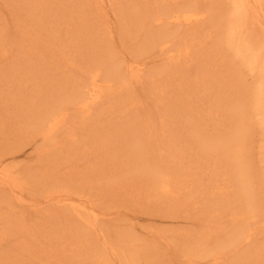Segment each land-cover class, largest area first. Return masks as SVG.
<instances>
[{
    "label": "rangeland",
    "instance_id": "obj_1",
    "mask_svg": "<svg viewBox=\"0 0 264 264\" xmlns=\"http://www.w3.org/2000/svg\"><path fill=\"white\" fill-rule=\"evenodd\" d=\"M89 1L0 0V136L3 138L0 137V145H3L0 151L5 148L0 152V158L18 169H25L28 163L36 165L35 169L45 161L42 166L47 173L58 149L62 158L59 154L57 156L64 163V169L59 171L61 175L51 176H61L60 180L53 179L55 182L48 190L45 186L42 189L34 188L27 179L21 180L25 188L23 193L32 205L21 204L10 198L18 206L15 211L27 216L28 223L41 226L49 222V225L46 223L47 229L54 231L50 236L52 242L42 238V242L38 243V247H46L42 253L45 261H41V264H264V14L260 18L253 16V12L250 15L249 12L246 15L238 12L236 0H110L114 3V9L112 6L111 9L107 7L108 11L102 7L97 11L85 6L84 3ZM189 11L198 13L200 18L197 15L194 22H186L185 13ZM144 13H149L148 17ZM107 15L110 18L108 30L105 25ZM103 27L106 29L103 30ZM162 31L169 33L163 35ZM108 33L114 37L115 43L105 42ZM254 38L256 41L250 42ZM155 39L164 46L169 43L168 49L163 50L164 46L161 48L162 45H157L154 50ZM183 41L187 42V47L183 46ZM172 42L174 44L170 46ZM147 43L150 44L146 47ZM243 43L252 45L245 50ZM109 44L114 47L109 46L110 49L106 51ZM178 48L181 52H187L188 49L191 58L185 54L182 59L176 57L177 61L168 65V56L172 53L177 56L175 49ZM103 52H107L106 56ZM110 52L115 56L112 57ZM107 54L109 57L111 55V59L116 58L120 66L131 59H139L137 61H141L144 66L142 72L145 78L140 84L131 80L130 86L125 85L127 88L116 87L105 103L109 109L106 112L95 111L85 121L77 109H72L75 105L71 96L73 87L71 89L70 86L76 85L73 83L76 80L88 78L82 66L93 70L98 55L108 57ZM246 55L248 60L254 58L253 64L246 61L247 57L243 59ZM28 62H32L37 73L42 76H32L36 74V71L33 73L31 70L33 67L29 68L32 71L30 80L25 79L28 76H17L19 71H23V74L26 72ZM41 69L47 70L44 75ZM36 80L45 82L41 81V84ZM44 83H47L46 88L49 85L48 89L56 92L58 98H65L73 104L70 105L71 119L68 123L74 121L73 126L77 129L76 138L63 140L57 137L58 145L53 144L55 141L52 144L58 148L53 146L47 160L38 153L43 143L41 137L27 143L22 138H14L15 133H12L15 127H20L24 115L30 111L39 112L45 107L46 100L52 101V97L41 101L37 96L38 90L45 89ZM217 98L222 102L217 103ZM31 99L36 102L38 109L33 107ZM130 99L138 101L137 104L128 105ZM157 99L161 104L159 106L155 102ZM122 110L126 111L125 118L121 117L124 125L119 123L118 118ZM136 110L143 112L142 120H150V127H147V122L146 127L143 126L145 121L140 125V118L137 119L139 123L132 120L137 116L133 114ZM124 120L127 122L124 123ZM163 121L166 127H163ZM117 122L132 130L128 128L130 131L126 134L127 129H121L122 125ZM115 125L125 132V138L121 141H116V133L112 132L117 129ZM237 125L241 126L242 139L245 137L242 144L247 155L241 168H249L247 171L250 172H245L250 182L246 181L256 204V207H252L255 211L250 210L249 213H242L238 205L245 199L243 196L241 201L238 197L240 173H237L240 171L236 173L235 163L227 159L226 148H222L230 144L232 130ZM25 127L22 124L24 130L27 129ZM70 129L67 130L68 135L73 131ZM118 129L115 130L117 133ZM149 129L158 132L152 135ZM159 129H170V135L163 137L165 131L162 134ZM102 130L107 131L102 133ZM131 133L143 139L136 136L134 140ZM151 135L158 143L162 139L159 143L162 148L166 146L162 155ZM145 136L152 138L147 139L156 145L149 143ZM70 141L74 149L69 147ZM204 141L207 146L214 141L217 143L215 145H220L206 147ZM101 142L106 145L98 153L95 145ZM132 143L136 148H133ZM137 143L142 149L139 150ZM152 146L156 148L153 152L149 150ZM167 146L174 149L169 151ZM209 148L213 149L207 150ZM92 149L96 152H92ZM174 156L177 157L176 161L172 159ZM153 157L164 171L175 173L174 181L171 180V193L161 192L160 187L154 185L151 174L146 171V165L155 164L152 162ZM107 160L115 165L112 166ZM97 163H100V171L95 167ZM141 166L144 174L141 173L143 170L139 172ZM16 172L20 175V170ZM126 174L130 178L122 181ZM187 188L193 190L190 196L183 194L188 192ZM55 193L60 197L70 194L75 200L73 204L85 210L80 214L73 210L70 202L71 209L64 211L65 214L60 210L61 204L43 201L46 200L45 195L52 198L56 197ZM233 203L240 208L235 209ZM63 208L67 209V206L63 204ZM10 216L15 218L14 215ZM96 223L97 228L94 226ZM245 226L251 232V241L250 237L248 240L243 238L247 232ZM5 236L7 239L3 238L0 253L6 259L2 254L0 258L3 257V264L10 259L19 264L23 261L18 255L21 253L20 245L24 243L23 233L10 232ZM9 254L14 256L9 258ZM31 254L34 257V252Z\"/></svg>",
    "mask_w": 264,
    "mask_h": 264
},
{
    "label": "bare ground",
    "instance_id": "obj_2",
    "mask_svg": "<svg viewBox=\"0 0 264 264\" xmlns=\"http://www.w3.org/2000/svg\"><path fill=\"white\" fill-rule=\"evenodd\" d=\"M179 1V0H178ZM211 1V0H210ZM159 2V1H158ZM165 2V1H164ZM163 2V3H164ZM173 2V1H172ZM236 2V8L238 7V12H242L243 14H247V12H249V15H250V13L251 12H253L254 13V15H253V13H252V15L253 16H259L260 18H261V16L264 14V7H263V0H236L235 1ZM235 2L233 3V4H235ZM90 3V4H89ZM109 3V4H108ZM148 3V2H147ZM157 3V2H156ZM80 4V3H79ZM114 3L113 2H110V0H109V2H106V0H90L89 2H87L86 4L84 3V5L85 6H89L90 8H93V9H95V10H99V7H102L105 11H108L107 10V7H108V9L112 6V8L114 9V5H113ZM145 4V3H144ZM178 5V4H177ZM163 7H164V5H163ZM162 7V8H163ZM171 7V6H170ZM173 8V7H172ZM111 9V8H110ZM164 9V8H163ZM179 9V8H178ZM191 9V8H190ZM161 10V9H160ZM189 10V9H188ZM188 10H186V11H188ZM199 11V10H198ZM144 12V11H143ZM150 12V11H149ZM159 12V11H158ZM168 12V11H167ZM238 12H236L237 14H238ZM172 13V12H171ZM174 13V12H173ZM185 13V12H184ZM204 14V12H201V14ZM106 14H108L107 12H106ZM145 14V13H144ZM149 14V13H148ZM148 14L146 15L147 17H148ZM168 14H170V12H168ZM186 14V16H187V18H185L186 20V22H194V20H195V18H196V16L198 15V13H190V11H189V13H185ZM202 14V15H203ZM245 14V15H246ZM164 15H167V14H164ZM163 15V16H164ZM201 15V16H202ZM161 16V15H160ZM169 16V15H168ZM168 16H166V17H168ZM174 16V15H173ZM172 16V17H173ZM200 15H198V18H200L199 17ZM105 17H106V15H105ZM165 17V16H164ZM197 18V19H198ZM202 18H205V17H202ZM257 18V17H256ZM259 18V19H260ZM108 19H110L109 17H108V15H107V18H106V21H107V24L105 23V25H106V27H107V30H108V24H109V26H110V23H108ZM151 20L153 19V17L152 18H150ZM159 19V18H158ZM164 19V18H163ZM196 19V20H197ZM258 19V20H259ZM145 20V19H144ZM204 20V19H203ZM257 20V21H258ZM143 21V20H142ZM142 21H140V23L142 22ZM146 21V20H145ZM159 21V20H158ZM173 21H175V20H173ZM201 21V20H200ZM260 21V20H259ZM147 22H149V21H147ZM160 22V21H159ZM144 23V22H143ZM167 23V22H166ZM166 23H165V25H166ZM189 23H187L188 25H189ZM151 24H152V22H151ZM169 24V23H168ZM192 24V23H191ZM155 25V24H154ZM182 25H184V24H182ZM145 27H146V24L144 25ZM166 26H170V25H166ZM177 26H179L178 24H177ZM181 26V25H180ZM106 27H103V30H105L106 29ZM142 27H143V25H142ZM159 27V26H158ZM160 27H161V25H160ZM159 27V28H160ZM200 27V26H199ZM162 28V27H161ZM160 28V29H161ZM143 29H145V28H143ZM149 29V28H148ZM192 29V28H191ZM107 30H106V33H107ZM166 30V29H165ZM170 30V29H169ZM156 31H158V30H156ZM111 32H112V30H111ZM165 32H167V31H165ZM165 32L163 33V31L161 32V33H163V35H166L167 33H169V32H167L166 34H165ZM252 32H255V31H252ZM149 34V33H148ZM189 34V33H188ZM147 35V34H146ZM150 35H151V33H150ZM153 35V34H152ZM186 35V34H185ZM192 35V34H191ZM247 35H248V33H247ZM138 36V35H137ZM156 36H157V32H156ZM155 36V37H156ZM168 36V35H167ZM166 36V37H167ZM188 36H190V35H188ZM106 37L107 38H105L106 40H105V42L107 43V40L110 42L111 41V43H113L114 42V37L110 34V33H108L107 35H106ZM164 37V36H163ZM171 37V36H170ZM169 37V39H170V41L169 42H171L172 41V39ZM251 37H253V36H251ZM257 37V36H256ZM141 38V37H140ZM146 38H148V37H146ZM158 38H159V36H158ZM168 38V37H167ZM149 39H150V37H149ZM168 39V40H169ZM157 39H155V41H156ZM161 40V39H160ZM149 41V40H148ZM164 41L165 40H163L162 42L164 43ZM253 41H256V39L254 38V39H252L250 42H253ZM146 42H147V40H146ZM150 42V41H149ZM159 42V41H158ZM115 43V42H114ZM138 43V42H137ZM153 43V42H152ZM183 43H184V41H183ZM182 43V44H183ZM148 44H150V43H147L146 44V47H147V45ZM169 44V43H168ZM168 44H167V46H166V44H165V46L164 45H162L161 44V42H160V44L159 43H157V41L156 42H154V44H153V48L155 47V46H160V45H162L161 46V48H163V46H164V48H163V50L166 48V50L168 49L167 47H168ZM174 44V42H172V44L170 43V46L171 45H173ZM178 45V44H177ZM180 45V44H179ZM190 45V47L192 46L191 44H189ZM243 45V47L245 48V50L247 49V48H249V46H251L252 44H248V43H243L242 44ZM114 47L113 45H111V44H109L108 45V47ZM183 46H185V47H187V42L186 43H184V45ZM105 48L106 49V51L108 50V49H110V47L109 48ZM150 47H152V44H151V46ZM173 47H175V46H173ZM189 47V50H191V48ZM36 49H37V47H35ZM176 48V47H175ZM114 49V48H113ZM146 49V48H145ZM144 49V50H145ZM181 49V48H180ZM154 50H155V48H154ZM174 50V49H173ZM185 50V49H184ZM189 50L187 49V52L186 51H180L179 50V48H178V50H176L175 49V51H177L178 52V54H177V56H176V54L175 53H172V54H170L169 56H168V62H169V64L168 65H170L171 66V64H173V62H175V61H177V58L176 57H180L181 59L183 58L182 56L183 55H188V58H191V53H189ZM244 50V51H245ZM174 51V52H175ZM145 52V51H144ZM168 52H169V50H168ZM176 52V53H177ZM240 54L242 53L240 50L238 51ZM107 53V52H106ZM106 53L104 54V52H103V55H105L106 56ZM167 52H165L164 53V55L166 54ZM110 54L112 55V57H114L113 56V54L110 52ZM139 54V53H138ZM193 54V53H192ZM259 54H261V53H259ZM263 54H264V51H263ZM103 55H98V57H97V60H96V67L93 69V70H88V69H90V67H88V68H85V67H81L82 68V70L84 71V75L87 77L88 76V78L86 79V80H82V79H80V80H76V81H74L73 83H76V85L74 84H71V89H72V87H73V95H71V96H73V98L72 99H74V102H72L74 105H75V108H72V109H77L76 111H78L79 113H80V116L83 118V119H85V121H87L88 120V118H90L92 115H94L93 114V112H97V111H104L105 110V112L109 109L108 107L106 108V106H105V103H106V100L110 97V94L116 89V87H124V88H127L128 86H130V83L132 82L131 80H133V81H135L136 83H141L143 80H144V78H145V74L142 72L143 71V63H141V61H137V60H139V59H129L130 60V62L129 63H127V64H125V65H122L121 64V66L118 64V62H117V59H116V61H113V60H115L114 58H110L111 57V55H110V57H109V55H108V57H105V59H104V57H101V56H103ZM153 55V54H152ZM243 55V54H242ZM249 55H251V54H249ZM262 56V55H261ZM264 56V55H263ZM187 57V56H186ZM245 57H247V55L246 56H244L243 57V59L245 58ZM251 57V56H250ZM101 58V59H100ZM257 58V57H256ZM258 58H260V57H258ZM264 58V57H263ZM102 59H104V61L102 60ZM165 59V58H164ZM252 59H253V61H254V58L252 57ZM252 59L250 60V58H249V60H248V57L246 58V61L248 60V62L251 64V62H252V64H253V61H252ZM128 60V61H129ZM150 60V59H149ZM185 60H187V59H185ZM260 60V59H259ZM262 60H264V59H262ZM106 61V62H105ZM142 61H144V60H142ZM147 61V60H146ZM180 61V60H179ZM188 61V60H187ZM256 62V61H255ZM260 62H262L261 60H260ZM122 63V62H121ZM125 63V62H124ZM259 63V62H258ZM29 64V65H28ZM28 64H27V66H28V69H26V72L23 74V73H21V72H23V71H19V72H17L16 73V75L17 76H22V77H24L25 78V76H28L27 78H25L26 80H30V78L29 77H31L30 76V74H31V72L33 71V73L35 72L36 74H33L32 76H34V75H37L38 73H37V71L38 70H36V68L35 67H33L34 65H32V62H28ZM166 64V63H165ZM180 64H181V62H180ZM255 64V63H254ZM150 65V64H149ZM38 66L39 65H37L36 67L38 68ZM169 66V67H170ZM173 66V65H172ZM31 67H33V69H31L32 71H30L29 70V68H31ZM169 67L167 66V68L169 69ZM164 68V67H163ZM173 68H174V66H173ZM168 69H166V70H168ZM164 70V69H163ZM169 70H172L171 68L169 69ZM47 70H42L41 69V72H42V74L44 73V72H46ZM39 72H40V70H39ZM40 72V73H41ZM171 71H169V73H170ZM141 73H143V74H141ZM27 74H29V75H27ZM171 74V73H170ZM170 74H169V77H170ZM41 75V74H40ZM39 74L37 75V76H40ZM44 75V74H43ZM36 76V77H37ZM42 76V75H41ZM152 77V76H151ZM150 77V78H151ZM43 78H44V76H43ZM32 79V78H31ZM35 79H37V78H34V79H32V80H35ZM45 79V78H44ZM36 81H40V83H41V81H43V80H36ZM43 82H45V81H43ZM42 82V83H43ZM134 82V83H135ZM39 83V82H38ZM41 83V84H42ZM157 83V82H156ZM47 84V83H46ZM46 84L44 83V86H45V89H42L41 91L40 90H38V95L37 96H39V99L41 100V101H44V100H46V99H50L51 97V99H52V101L50 102V101H47L46 100V104H45V107L44 108H42V110L41 109H39L40 111L38 112V111H35V112H32V111H30V112H28V114L27 115H24V117H22V120H21V125H20V123L19 122H17V123H19V124H17L18 126L20 125V127H15L12 131V133H15L13 136H14V138L15 137H17V138H22L23 140H26V142L27 141H29V142H31V140H36V138H38V137H41L42 138V145L40 146V148H39V154L41 155V158L42 159H49L50 158V156H49V154H51L52 153V150L54 149V147L56 146V145H53V144H57L58 145V139H57V137H59V138H61L62 137V139L63 140H65V139H67V140H69L71 137H74L75 135H77V129H76V127H74L73 126V122L74 121H72V124H70V122L68 123V121L71 119L70 118V113H71V109H70V105H73V104H71L69 101L70 100H65V98H63V100H62V98L60 97V98H58L57 96H56V92L54 93L53 91H50L49 89H48V87H49V85H48V87L46 88ZM124 84V85H123ZM125 85H127V87H125ZM264 86V85H263ZM67 87V86H66ZM68 88V87H67ZM130 88V87H129ZM69 89V88H68ZM135 89H133L132 91H134ZM45 91H46V93H45ZM37 93V92H36ZM242 95V94H241ZM36 96V97H37ZM229 96V95H228ZM236 96H238V95H236ZM41 97V98H40ZM67 97V96H66ZM218 99V98H217ZM61 101V102H60ZM31 102H32V104H33V107L35 108V109H38L39 107L37 106V104H36V102L34 101V100H32L31 99ZM137 102L138 101H134L133 99H130V102H129V104L128 105H132V106H134L135 104H137ZM156 104H157V106H159V105H161L160 104V102H159V100L157 99L156 101ZM158 102V103H157ZM217 103H220V102H222V101H219V99L216 101ZM163 103V102H162ZM224 103V102H223ZM214 104H215V102H214ZM105 108H104V107ZM219 109V108H218ZM141 110V109H140ZM140 110H136L133 114H136L137 116H135V115H133V119L132 120H136L137 122L136 123H139L140 121V125H143L142 123H143V121H145V124L143 125V126H145L146 125V122H147V120H142L143 119V115H141V113H143L142 111H140ZM113 112L114 113H116L114 110H113ZM124 112H126L125 110H122L121 111V114H116V115H118V116H116L115 118L117 119V117L118 118H120V122L119 123H122L123 124V122L121 121V117H122V119H124L125 118V114H124ZM123 113V114H122ZM6 114V113H5ZM132 114V113H131ZM128 115H130V113H128ZM126 116H127V114H126ZM6 117V116H5ZM74 117V116H73ZM124 117V118H123ZM129 118V119H130ZM141 119L140 121H138L137 119ZM145 118V117H144ZM1 119V118H0ZM130 119V120H131ZM148 119V118H147ZM17 120V119H16ZM19 120V119H18ZM118 121H119V119H118ZM125 121V120H124ZM129 121V120H128ZM127 121H125L124 123H126ZM130 122V121H129ZM135 122V121H134ZM148 122H150V120H148ZM148 122H147V125H148ZM118 122L116 123V124H119ZM130 123H132V122H130ZM129 123V124H130ZM135 123V124H136ZM22 124H23V126L25 127H27V129H25L24 130V128H22ZM122 124H119V125H122ZM128 124V123H127ZM127 124H125V125H127ZM128 124V125H129ZM162 124H163V127H164V121L162 122ZM71 125H72V127H71ZM124 125V124H123ZM121 126V129H122V127H123V129L124 130H126L125 132H127L126 134H128V132L130 131V130H132V129H130L131 127H126L125 128V126ZM131 125V124H130ZM116 127L115 128H117V126L118 125H115ZM132 126V125H131ZM137 127H138V124L136 125ZM11 127V126H10ZM25 127V128H26ZM119 127V126H118ZM146 127V126H145ZM144 127V128H145ZM147 127H150L149 125L147 126ZM160 127V126H159ZM162 127V128H163ZM165 127H166V125H165ZM69 128H71L70 130H73V131H71L72 133L70 134V135H68V129ZM128 128L130 129V130H128ZM169 128H171V127H169ZM118 129V128H117ZM117 129H114V131H112V132H114V133H116V141H121L122 140V138H125V136L123 135V132H124V130H123V132H122V130L119 128L118 129V133L120 132V130H121V133H122V135L120 136V134L121 133H117L115 130H117ZM139 129V128H138ZM151 129V128H150ZM149 129V130H150ZM158 129V128H157ZM147 130V129H146ZM152 130V129H151ZM150 130V131H151ZM160 130V129H159ZM165 131V133L163 134V132ZM169 130L170 129H168V130H165V129H162V130H160L161 132H162V134H163V137H164V135H166V136H168V134L170 135V132H169ZM105 131H107V130H105ZM105 131H103L102 130V133H105ZM137 131H139V130H137ZM153 131V130H152ZM151 131V132H152ZM159 131V132H160ZM124 132V133H125ZM132 132V131H131ZM140 132H142L141 130H140ZM143 132L144 133H146L145 132V130H143ZM151 132H150V134H151ZM155 132H158L157 130L156 131H154V132H152L153 134L152 135H154V133ZM5 133V132H4ZM3 133V134H4ZM11 133V134H12ZM137 133H139V132H137ZM7 134V133H6ZM6 134H5V136H6ZM147 134V133H146ZM232 134H233V137H232V139L231 138H229V139H227V141L228 140H230L229 141V145H227V143H226V145H227V147L224 145H221V146H223L222 148L224 149V148H226V155H228V160H230V161H232V162H234L235 163V165H236V167H234L235 168V171H236V173L238 172V171H240V172H238L237 174L239 175V173H240V187H238L239 189V195L240 196H238L239 198H241L240 200L241 201H243V196H244V202H240V200H239V206L241 207H238V205H236V204H234L235 206H236V208L235 209H237V208H240V210H241V212L242 213H246V212H250V210H252L253 211V209H252V207H254L256 204H255V199H254V197H253V195L250 193V188L247 186V181H246V179L248 180V173L247 172H250L249 170L247 171V169H249V168H247L246 169V166L245 167H242L241 168V166H243L244 164H243V162H244V157L246 158V160H247V155H246V152H245V147H243V145L244 144H242L243 143V139L245 138H243L242 139V137H241V135H242V130H241V126L240 125H237V126H235L234 128H233V130H232ZM8 135V134H7ZM10 135V134H9ZM63 135H65V136H63ZM131 135H132V133H131ZM130 135V136H131ZM136 136H137V134H135ZM148 135V134H147ZM151 135V136H152ZM2 136V135H1ZM0 136V137H1ZM124 136V137H123ZM128 136V135H127ZM132 136H134V134L132 135ZM136 136H134V140H135V137ZM143 136V135H142ZM150 136V137H151ZM160 136H162L161 135V133H160ZM137 137H139L140 138V136H137ZM170 137V136H169ZM2 138V137H1ZM5 138V137H4ZM74 138H76V137H74ZM142 138V137H141ZM140 138V139H141ZM145 138H146V140L147 141H149V143H154V146L156 145L155 144V142H157V140H156V138L154 137L153 138V136H152V138H153V140L155 139V142L154 141H151L150 142V140H152V138L150 139L149 137H146L145 136ZM147 138H149V139H147ZM3 139V138H2ZM21 139V140H22ZM139 139V140H140ZM143 139V138H142ZM160 139V138H159ZM165 139L166 140H168L167 139V137H165ZM138 140V141H139ZM161 141H159V143L160 142H162V139H160ZM210 140V139H209ZM9 141V140H8ZM17 141V140H16ZM55 141V143H53ZM172 141V138H170V142ZM174 141V140H173ZM208 140H206V142H207ZM211 141V140H210ZM209 141V142H210ZM226 141V142H227ZM21 143H22V141H20ZM29 142H27V143H29ZM45 142V143H44ZM133 142V141H132ZM139 142H141V141H139ZM144 142V141H143ZM2 143V142H1ZM19 143V142H18ZM25 143V142H24ZM33 143V142H32ZM53 143V144H52ZM134 143V142H133ZM132 143V144H133ZM158 143V142H157ZM157 144L155 147H158V149H159V154L160 155H162L163 154V150L165 149V147L164 148H162L161 146H160V144ZM172 143V142H171ZM171 143H168L169 145L171 144ZM174 143V142H173ZM204 143H205V141H204ZM208 143V142H207ZM214 143H216L215 141L213 142V144L212 143H209L208 145H210V146H212V145H214V146H217V147H219V145H215ZM225 143V142H224ZM50 144H52V146L50 145ZM69 144H71V145H69ZM69 147L70 146H72V149H74L73 148V142H69ZM129 144V143H128ZM144 144V143H143ZM162 144V143H161ZM212 144V145H211ZM217 144V143H216ZM106 144L104 143V142H101V143H99V144H96L95 145V147H97L98 148V150H97V152L99 153V151H101L102 149H103V147L105 146ZM137 145V147L139 146V143H137L136 144ZM145 145H147L146 143H145ZM153 145V144H152ZM174 145V144H173ZM1 146V145H0ZM22 146H24V144L22 145ZM38 146H39V144H38ZM37 146V147H38ZM49 146H51V147H53V148H51V147H49ZM76 146V145H75ZM143 146V145H142ZM147 146H150V145H147ZM146 146V147H147ZM154 146H152L153 148H149V150H151V152H153V151H155V147ZM164 146V145H163ZM205 146L206 147H210V146H207L206 145V143H205ZM3 147V145L1 146V148ZM7 147V146H6ZM18 147V146H17ZM57 148H58V146H56ZM55 147V148H56ZM78 147V146H77ZM117 147H118V145H117ZM132 146L130 145V148H131ZM140 147V146H139ZM138 147V148H139ZM145 147V146H144ZM144 147H143V149H144ZM71 148V147H70ZM69 148V149H70ZM91 148V147H90ZM97 148H95V149H97ZM133 148H136V146H135V144H133ZM167 148H168V146H167ZM167 148H166V150H167ZM215 148V147H214ZM42 149V150H41ZM48 149V150H47ZM119 149H121V148H119ZM140 149H142V148H139V150ZM169 149V148H168ZM174 148L172 147V149L170 148L169 149V151H171V150H173ZM180 148H178V153H180V150H179ZM210 149H213V148H209V149H207V150H210ZM3 150H5V148L4 149H2L1 151H3ZM8 150V149H7ZM14 150V149H13ZM49 150H51L49 153H47V151H49ZM59 150H61L60 148H59ZM137 150V149H136ZM206 150V151H207ZM0 151V152H1ZM57 151V153H55ZM21 152V151H20ZM55 152H53V153H55L54 155V159H52L53 157H51V159H52V165L50 166H48V167H51L49 170H47V173H45V171L46 170H44V168H43V166H42V164L44 165V162L45 161H43L42 162V164L41 165H39L38 166V168H35L34 169V167L36 166V165H32V164H27L26 166H24L25 167V169H18V168H16L15 166H12V165H10V163H8L5 159H3V158H0V244H2V242H3V238L4 239H7L6 237L7 236H5L6 234H8V233H10V232H12V234H14V233H20V234H22L23 233V242L24 243H22V245H20V249H21V253L19 254L18 253V255L19 256H21L22 257V259H23V261L22 262H20L19 264H39V262H40V264H41V261H45V260H43L42 259V256L44 255V254H42L43 252H45V249H46V247H44V246H41V247H38V243L40 242H42V238H43V240L44 239H50L49 240V242H52L53 241V238L51 237L50 238V236L52 235V233L54 232H52V231H49V229H47V227H48V225L50 224L49 222H44V223H42V222H40V223H42L41 224V226L40 225H37V224H35V223H28V217L26 216L25 217V215H23V214H19V213H17L16 211H15V208H18V206L13 202V201H10V198H13V199H15L16 200V202H18V203H21V204H25V205H32V204H30L29 202H28V198H26L25 197V195H24V193H23V190H25V188L23 187V184H22V182L24 181V180H28L29 182H30V184L29 185H33L34 186V188H35V186L38 188H41L42 186H45L46 188H47V190H48V188L50 187V186H52L53 184L52 183H54L55 182V180L56 181H58V180H60L59 178L61 177V176H58V177H56L55 178V176L53 177V178H51V176H53V175H59L60 173H59V171H60V169H64V167H63V165H64V163L63 162H61V156H60V154L62 155V153H61V151H59L58 152V149L57 150H55ZM63 152V151H62ZM91 152V151H90ZM92 152H96V150H94L93 151V149H92ZM134 152V151H133ZM3 153V152H2ZM64 153V152H63ZM135 153V152H134ZM59 154V155H58ZM65 154V153H64ZM69 154V153H68ZM172 154V153H171ZM60 156V157H58V156ZM66 155V154H65ZM1 156V155H0ZM37 156V155H36ZM69 156H71V155H69ZM75 156V155H74ZM169 156H171V155H169ZM173 156V155H172ZM47 157V158H46ZM68 157V156H67ZM72 157V156H71ZM175 157V158H174ZM172 159H173V161H176V159H177V157L176 156H174ZM57 158H59V159H57ZM63 158L65 159L66 158V156H63ZM75 158V157H74ZM148 158H150V157H148ZM39 159H40V157H39ZM50 159V160H51ZM73 159V158H72ZM155 157H153V159H152V162H154L155 164H151V165H149V166H147L146 164V171H148L151 175H150V177L153 179L152 181L154 182V185H157V187H160V189H161V192H164V193H171V191H172V189H173V184H172V179H173V181H174V178H175V173L174 172H172V173H170V172H168V170L167 171H164L163 169H162V165L160 164V163H157L156 161H155ZM55 160V161H54ZM58 160H60V161H58ZM63 160V159H62ZM67 160H69L68 158H67ZM75 160V159H74ZM135 160H136V158H135ZM148 160V159H147ZM147 160H145V161H147ZM150 160V159H149ZM64 161V160H63ZM70 161V160H69ZM32 162H34V160H32ZM31 162V163H32ZM39 162V161H38ZM37 161H36V163H38ZM47 162V161H46ZM105 163L106 161H102L101 163ZM107 162L108 163H110L111 164V162H109L108 160H107ZM246 162V161H245ZM248 162V161H247ZM35 163V162H34ZM33 163V164H34ZM41 162H39L38 164H40ZM60 163V164H59ZM135 163H136V161H135ZM37 164V165H38ZM46 164V163H45ZM59 164V165H58ZM65 164H67L66 163V161H65ZM98 164V163H97ZM109 164V165H110ZM138 164V163H137ZM112 165V164H111ZM113 165H115V164H113ZM112 165V166H113ZM135 165V164H134ZM139 165V164H138ZM144 164L142 165V166H145ZM246 165V164H245ZM249 165V164H248ZM99 166H100V163L97 165V166H95L96 168H97V170H99ZM105 166V165H104ZM141 166V167H142ZM47 167V168H48ZM108 167V166H107ZM111 167V166H110ZM139 168V172H140V170H143V171H141V173L142 174H144V168L142 167V168ZM96 168H94L93 169V171L95 172L96 171ZM104 168H106V166L104 167ZM149 168V169H148ZM239 168L241 169V170H239ZM108 169V168H107ZM107 169L106 170H101L102 172H104V171H107ZM238 169V170H237ZM17 170H20V175L16 172ZM43 170H44V172H43ZM166 170V169H165ZM245 170L247 171V172H245ZM72 171H75L74 169L72 170ZM100 171V170H99ZM109 172V171H108ZM107 172V173H108ZM111 172V171H110ZM234 172V171H233ZM245 172V173H244ZM69 173H72L73 174V172H71V171H69ZM106 173V172H105ZM114 174H116V173H114ZM146 174H147V172H146ZM44 175V176H43ZM46 175V176H45ZM50 175V176H49ZM61 175V174H60ZM65 175H67V174H65ZM111 175V174H110ZM127 176L126 177H123V179H122V181H124L126 178H130V177H128L129 175L128 174H126ZM236 175V174H235ZM68 176H69V174H68ZM71 176V175H70ZM70 176H69V178H70ZM64 177V176H63ZM235 177V176H234ZM68 178V177H67ZM237 178V177H236ZM33 179V180H32ZM53 179H55V180H53ZM234 179V178H233ZM250 179V178H249ZM21 180H22V182H21ZM54 181V182H53ZM111 181V180H110ZM196 181V180H195ZM249 181V180H248ZM118 182V181H117ZM117 182H114V183H117ZM250 182V181H249ZM236 183V182H235ZM241 183H246L245 185L247 186H245L244 184H241ZM52 184V185H51ZM187 186V185H186ZM185 186V187H186ZM184 187V186H183ZM183 187H182V189H183ZM188 187V186H187ZM43 188V187H42ZM41 188V189H42ZM51 189V188H50ZM36 190V189H35ZM39 190V189H38ZM44 190V189H43ZM41 191V192H44V191ZM46 190V189H45ZM188 191V192H187ZM252 191V190H251ZM35 192V191H34ZM34 192L33 193H31V195H33L34 194ZM37 192V191H36ZM186 192L187 193H184L183 192V194L186 196V194L188 195V196H190L191 195V193L193 192V190L192 189H190V188H187L186 189ZM48 193V192H47ZM50 193V192H49ZM253 193V192H252ZM28 194V193H27ZM57 193H55V195H56ZM236 194H237V192H236ZM30 195V194H29ZM30 195V196H31ZM35 195H36V193H35ZM42 195V194H41ZM46 197V200L45 199H43V201H47V203L48 202H53V204L54 205H58V204H61L62 205V207L60 208V210H62L63 211V213H65L66 214V212H64V211H69L71 208V206H70V204L72 203V208H73V210H75V211H77V212H80V214H82V212L85 210V209H83V208H81V207H79V205L78 204H73L74 202H75V200L74 199H72V197H70L71 195L70 194H66V195H61V197L60 196H57L56 195V197H52V198H50V196H48V194L47 195H45ZM52 196H53V194H52ZM60 197V198H59ZM238 198V199H239ZM38 199V198H37ZM33 200V199H32ZM31 200V201H32ZM35 201H36V199H34ZM33 200V201H34ZM39 200H42V199H39ZM71 200V201H70ZM73 200V201H72ZM38 202V201H37ZM40 202H42V201H40ZM71 202V203H70ZM68 203V204H67ZM232 203V202H231ZM63 204L65 205V206H67V209L66 208H63ZM242 204V205H241ZM39 205V204H38ZM46 205H48V204H46ZM45 205V206H46ZM49 205H52V203L51 204H49ZM60 205V206H61ZM41 206V205H40ZM39 207V206H38ZM37 207V208H38ZM44 206H42L41 208H43ZM51 207V206H50ZM49 207V208H50ZM256 207V206H255ZM47 208V207H46ZM49 208L47 209V210H49ZM88 209V208H87ZM232 209H234V208H232ZM56 210V209H55ZM255 211V210H254ZM253 211V212H254ZM238 212H240V211H238ZM46 213H48L47 211H46ZM80 214H78V215H80ZM85 214V213H84ZM84 214H83V216H84ZM88 214V213H87ZM236 214V213H235ZM239 214V213H238ZM237 214V215H238ZM10 215H14L15 216V218L14 217H11ZM64 216V215H63ZM66 216V215H65ZM69 216V215H68ZM95 216V215H94ZM253 216V215H252ZM251 216V217H252ZM237 217V216H236ZM249 218H251L250 216H248ZM96 218V217H95ZM248 218V219H249ZM253 218V217H252ZM251 218V219H252ZM96 220V219H95ZM239 220H241L240 218H239ZM88 221H90V220H88ZM87 221V222H88ZM242 221V220H241ZM93 221H91L90 223H92ZM237 222H239L238 220H237ZM46 223L48 224V225H46ZM241 224H242V222H240ZM3 224H5V225H3ZM45 224V225H44ZM235 224H237V223H235ZM93 225V224H92ZM238 225V224H237ZM6 226H8V227H6ZM94 226H95V228H97L98 226H97V223L96 224H94ZM5 227H6V229H5ZM42 227V228H41ZM46 227V228H45ZM244 227V226H243ZM246 227V226H245ZM49 228V227H48ZM50 229H52V228H50ZM37 230V231H36ZM247 230V232H248V229H247V227H246V229H245V231ZM16 231H20V232H16ZM244 231V230H243ZM245 233L246 234V236L244 235V233H243V235L245 236V237H243L244 239H247V238H249L250 237V241H251V237L252 236H250V233L251 232H248V233ZM242 235V236H243ZM252 235V234H251ZM30 240H32V241H30ZM248 240V239H247ZM44 245H47V244H44ZM43 250V251H42ZM6 251V250H5ZM9 251V250H8ZM3 252V251H2ZM31 252H34V257H33V254H31ZM6 253V252H5ZM30 253V254H29ZM0 254H2V253H0ZM7 255V254H6ZM2 256H4L3 254H2ZM1 256V258H0V264H3L4 263V259H3V257ZM10 256H14V255H11V254H9V258H10ZM5 257V256H4ZM44 257V256H43ZM5 259H6V257H5ZM3 260V261H2ZM37 261H38V263H37ZM6 263L5 264H17L16 263V261H15V263L12 261V259H10V260H8V261H5Z\"/></svg>",
    "mask_w": 264,
    "mask_h": 264
}]
</instances>
